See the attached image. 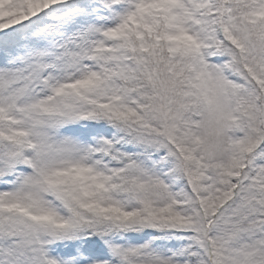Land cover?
<instances>
[{"label": "snow or ice", "instance_id": "snow-or-ice-1", "mask_svg": "<svg viewBox=\"0 0 264 264\" xmlns=\"http://www.w3.org/2000/svg\"><path fill=\"white\" fill-rule=\"evenodd\" d=\"M0 264H264V0H0Z\"/></svg>", "mask_w": 264, "mask_h": 264}]
</instances>
